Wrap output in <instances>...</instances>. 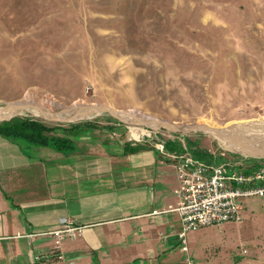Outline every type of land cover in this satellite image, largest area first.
Returning a JSON list of instances; mask_svg holds the SVG:
<instances>
[{"label":"rangeland","instance_id":"rangeland-1","mask_svg":"<svg viewBox=\"0 0 264 264\" xmlns=\"http://www.w3.org/2000/svg\"><path fill=\"white\" fill-rule=\"evenodd\" d=\"M82 107L95 108L74 116ZM10 116L261 164L264 0H0V122ZM211 126L234 128L246 151ZM241 203L242 221L187 233L201 264H264V195Z\"/></svg>","mask_w":264,"mask_h":264},{"label":"crops","instance_id":"crops-1","mask_svg":"<svg viewBox=\"0 0 264 264\" xmlns=\"http://www.w3.org/2000/svg\"><path fill=\"white\" fill-rule=\"evenodd\" d=\"M74 143L63 152L0 135V264H201L194 237L187 251L178 239L170 158L99 134ZM63 217L80 229L55 251L45 232Z\"/></svg>","mask_w":264,"mask_h":264},{"label":"built area","instance_id":"built-area-1","mask_svg":"<svg viewBox=\"0 0 264 264\" xmlns=\"http://www.w3.org/2000/svg\"><path fill=\"white\" fill-rule=\"evenodd\" d=\"M164 144L161 140L156 148L176 168L181 198L175 210L180 217L178 239L182 250L187 251L188 232L222 226L229 221L240 222L244 210L242 198L264 195V163L244 168L242 161H205L197 158L184 143L176 151H167ZM79 229L63 217L57 228L45 234L52 239L53 249L59 251L62 241L75 237Z\"/></svg>","mask_w":264,"mask_h":264},{"label":"trees","instance_id":"trees-1","mask_svg":"<svg viewBox=\"0 0 264 264\" xmlns=\"http://www.w3.org/2000/svg\"><path fill=\"white\" fill-rule=\"evenodd\" d=\"M84 126H86V128L91 127V125L88 123L81 127L83 128ZM80 128L75 125L69 126V129L62 126L61 128H56L55 126L50 127L42 121H38L30 117H13L11 120L0 122V135L11 141L13 140L22 147L27 148L28 146H48L52 147L53 149H63V152H68L75 148L74 141L83 131L82 128ZM57 129L62 131V136L51 135V133H54ZM128 143L129 142H127L125 145L126 150L132 149V147L129 148ZM187 143H190V145L192 144L190 141ZM181 145L182 144L178 142V140L169 139V141L166 143V149L168 151H176L181 148ZM192 153L197 158L199 157L205 161H210L212 159L210 155H207L201 151L193 150ZM263 163L264 161L261 164ZM259 164H252V167Z\"/></svg>","mask_w":264,"mask_h":264},{"label":"bare ground","instance_id":"bare-ground-1","mask_svg":"<svg viewBox=\"0 0 264 264\" xmlns=\"http://www.w3.org/2000/svg\"><path fill=\"white\" fill-rule=\"evenodd\" d=\"M22 106V105H20ZM28 107V106H27ZM26 107V108H27ZM36 108V107H35ZM92 108H95V107H82V109L79 111H77L76 113H74L73 115L74 116H83V115H86L88 112H85L87 110H90ZM103 109L109 111V112H114V113H117L121 118H123L124 120H127L129 122H136L135 120L131 119V117L129 116L128 113H123L121 111H117L115 109H108L106 107H102ZM21 108L20 107H17V109H15V111H22L20 110ZM28 110L31 109L30 107L27 108ZM26 109V110H27ZM6 112V111H5ZM30 112H32L34 115H50L48 112H46L45 110L43 109H39V108H36L34 110H30ZM29 112V113H30ZM82 115V113H84ZM4 113V112H3ZM2 114V113H1ZM52 116V115H51ZM122 119V120H123ZM159 123V121H155L153 122L152 124L154 125H157ZM169 126H171L173 129L175 128V126L171 125V124H168ZM200 126V125H199ZM234 128H231L230 126L229 127H225V128H221V127H209L207 130L209 132H212L213 134H215V136H217L218 138L222 139L224 142H227L229 145H231L236 151H241V152H245L246 151V145H245V141L239 137V133H237V136H236V132L233 130ZM145 134H148V132L146 130L142 131L140 133V136L141 135H145ZM138 135V134H137ZM261 140H264V135H261ZM232 138V139H231Z\"/></svg>","mask_w":264,"mask_h":264},{"label":"water","instance_id":"water-1","mask_svg":"<svg viewBox=\"0 0 264 264\" xmlns=\"http://www.w3.org/2000/svg\"><path fill=\"white\" fill-rule=\"evenodd\" d=\"M9 118H11V116Z\"/></svg>","mask_w":264,"mask_h":264}]
</instances>
